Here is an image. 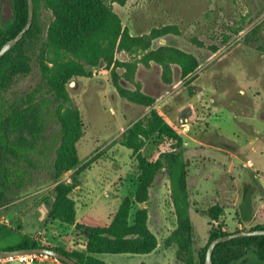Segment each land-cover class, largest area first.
I'll return each instance as SVG.
<instances>
[{
  "label": "rangeland",
  "instance_id": "374dc122",
  "mask_svg": "<svg viewBox=\"0 0 264 264\" xmlns=\"http://www.w3.org/2000/svg\"><path fill=\"white\" fill-rule=\"evenodd\" d=\"M112 7L131 34L146 33L164 24L176 25V33L153 40L152 48L167 44L190 52L199 61L198 69L182 79L173 65L169 84L162 81L161 68L154 62L149 66L138 63L131 82L121 77V68L114 73L110 69L92 68L89 76L71 77L65 89L82 123L77 154L80 161L90 162L81 172L74 174L84 162L53 179L51 165L60 137L55 115L58 103L47 91L37 59L52 15L39 1L34 16L41 28L39 36L25 35L9 54L28 70L12 74L0 88V119L4 114H12L8 142L20 149L34 150L37 168L24 164L19 171L9 169L11 180L6 187L7 201L0 204V226L32 237L39 245L59 246L74 237L84 238L75 228L47 218L49 207L44 199L53 202L58 186L76 182L80 185L83 178L87 180L85 186L95 191L99 187L101 192L106 189L109 197L114 194L133 197L137 162L134 153L120 145L118 139L149 109L119 95L113 85L118 77L127 89L133 90L139 84L142 92L154 97L153 108L182 138L192 226L189 237L178 230L168 176L162 169L149 189L146 202L148 226L157 239L156 250L149 256H108L122 259L118 261L121 264H181L177 252L190 248L196 256L213 229L233 232L259 224L257 217L248 223L239 222L242 220L239 205L246 191L252 192L253 210L257 209L256 203L261 205L256 215L264 213V47L260 49L258 43L244 41L251 25L264 19V0H127L122 6L114 3ZM3 13L4 10L0 15ZM241 22L247 29L245 32L232 35L226 42L220 40L229 27ZM212 46L217 50L212 51ZM115 57L139 59L138 55L125 52H117ZM173 147L172 139L155 133L145 142L141 154L148 161H155ZM73 194L74 198H80L79 192ZM82 195V200L86 199ZM216 204L221 213L217 222H211L208 209ZM138 207L132 205L131 215ZM114 208V202L98 200L83 220L106 226L105 211L112 212ZM68 249L72 247L68 245ZM127 255L143 260L124 258ZM35 264L61 263L47 258Z\"/></svg>",
  "mask_w": 264,
  "mask_h": 264
},
{
  "label": "trees",
  "instance_id": "16d2710c",
  "mask_svg": "<svg viewBox=\"0 0 264 264\" xmlns=\"http://www.w3.org/2000/svg\"><path fill=\"white\" fill-rule=\"evenodd\" d=\"M33 19L30 27L22 38L32 33L39 36L40 26L35 19V9L39 1L52 15L47 28L46 39L41 45L37 56L40 72L52 93V99L58 104L55 115L60 126L59 144L52 161V177L58 178L63 172L79 163L76 142L82 133V123L78 109L71 104L65 84L71 77L89 76L92 68L123 69L121 77L133 81L137 64L149 66L154 62L161 68V79L169 84L172 81V66L179 69L182 79L188 78L199 67L195 55L178 47L162 44L152 48V41L164 35L177 32V26L164 24L151 28L146 33L131 34L122 25L118 14L113 10V4L124 5L127 0H32ZM6 0H0V12L3 11ZM12 16L2 20L0 15V47L14 37L25 25L27 19L26 0H8ZM252 23H249L251 25ZM229 32L221 35V41L226 42L232 35L245 32L243 22L236 27H229ZM21 38V39H22ZM21 39L0 58V88L12 74L26 72L9 57ZM264 19L253 23L245 32L244 41L258 43V48L264 47ZM212 51L217 47L212 46ZM117 52L138 55L137 61L119 60ZM116 78V77H115ZM115 89L119 95L129 102L148 108L149 110L134 121L120 135L118 142L130 149L137 162V184L133 197L121 198L115 214L106 226H89L75 222V202L70 193L76 184L57 187V195L53 202L44 199L49 207L47 218L58 220L66 225H74L84 239L69 240L67 249L59 246H49L73 259L77 264H110L99 257L100 254H147L157 247L155 234L148 226L147 207L137 208L131 215L132 205L143 204L149 199V189L156 175L164 169L168 176L170 199L176 216L178 230L191 232L190 201L188 196L187 161L182 154V138L175 129L154 108L155 98L142 92L139 84L133 90L127 89L119 81L114 80ZM12 114L7 113L0 119V204L7 201L6 187L11 180L9 169L21 170L23 165L37 168L36 153L32 149H20L8 142L11 131ZM159 133L174 141L172 151L161 153L155 161H148L141 148L145 142ZM90 160L84 162L74 174L83 171ZM84 165H86L84 167ZM72 181L74 180L71 178ZM221 207L214 205L208 209L211 222H217ZM251 229H264L263 225L252 226ZM239 231V230H236ZM234 232V231H233ZM231 232L213 231L201 252L196 256L190 248L177 252L181 264H205V251L209 242ZM38 246L32 237L0 226V249L32 248ZM212 264H264V235H247L230 238L216 244L211 254ZM64 264V262H61Z\"/></svg>",
  "mask_w": 264,
  "mask_h": 264
},
{
  "label": "crops",
  "instance_id": "0c3cea01",
  "mask_svg": "<svg viewBox=\"0 0 264 264\" xmlns=\"http://www.w3.org/2000/svg\"><path fill=\"white\" fill-rule=\"evenodd\" d=\"M84 161H80L79 160V163L78 164H81L83 163ZM89 172L88 170L86 172L83 173L82 177L85 176L84 174ZM87 182V180H83L82 178V183L80 185H77L75 186V188H73V190L71 191V198L74 200L75 202V222L76 223H81V224H84V225H89V226H95V225H92L90 223H88V221L86 222V220H83V218L89 213V210L91 208V206L95 203V202H98V200H106V203L108 202H111V204L114 202L115 203V210L111 212V209H108L105 211L106 213V217H107V221H108V224L112 218V216L115 214L117 208H118V205L120 203V200L122 197L118 196L117 194H114L113 197H109L107 195V190L106 189H102V192H101V188H96L97 190H91L89 187L85 186V183ZM188 190H189V187H188ZM206 190V189H204ZM74 192H79L80 193V198L77 199V198H74L73 197V193ZM85 192V193H84ZM202 191H199V194H201ZM82 194H85V195H82ZM189 194V192H188ZM252 194L251 191H246L243 195V199H242V202H240V205H239V208H240V215H241V219L239 222H245V223H248L250 221H252L253 218L257 217V219L259 220V224H262L264 225V213H262V216H259V215H256L257 214V211H258V207L261 206L259 203H256V210H253V205L250 201V195ZM81 195L84 197H86V199L82 200V197ZM109 198H108V197ZM244 198H246L248 200L247 204L245 203L247 200H244ZM189 200H190V195H189ZM109 205V204H108ZM140 207H147V204L143 203V204H138ZM139 208V207H138ZM78 214H79V217H78ZM192 214V209L190 207V216ZM110 215V217H109ZM84 221V222H83ZM107 224V225H108ZM71 228H73L74 230V225H69ZM59 242V241H58ZM68 245H69V241H66L65 243H59V247H63V248H67L68 249ZM156 249H154L152 252L150 253H147V254H142V255H150L152 254ZM126 254H129V253H126ZM110 255H115V254H110ZM137 255H140V254H137ZM147 256V257H148ZM99 257L101 259H103L104 261L110 263V264H121L120 262H118L119 260H122V259H115V257H109L108 254H100ZM145 257V258H147ZM123 258V257H122ZM124 258H128V259H131L133 261H140V260H143V259H136L135 257H132V256H128L127 257H124ZM144 258V259H145Z\"/></svg>",
  "mask_w": 264,
  "mask_h": 264
},
{
  "label": "water",
  "instance_id": "95a60500",
  "mask_svg": "<svg viewBox=\"0 0 264 264\" xmlns=\"http://www.w3.org/2000/svg\"><path fill=\"white\" fill-rule=\"evenodd\" d=\"M27 1V19L23 28L12 38L8 39L1 47H0V58L11 48L13 47L23 36V34L28 30L31 25L33 19V1ZM4 17L3 21L9 19L12 16V9L9 5L8 0H6L4 5ZM43 208L47 210L46 206L43 205ZM247 235H264V229H249V230H239L231 232L227 235L218 236L212 239L205 251V264H212L211 262V254L213 248L216 244L228 240L230 238L239 237V236H247ZM14 254H46L51 257L57 258L61 262L68 264H77L73 259L67 257L66 255L58 252L57 250L50 247L36 246L32 248H17V249H0V257H6Z\"/></svg>",
  "mask_w": 264,
  "mask_h": 264
},
{
  "label": "built area",
  "instance_id": "2783aa9c",
  "mask_svg": "<svg viewBox=\"0 0 264 264\" xmlns=\"http://www.w3.org/2000/svg\"><path fill=\"white\" fill-rule=\"evenodd\" d=\"M249 164L251 166L252 163L249 162ZM38 246L49 247L51 245H49L48 243H42V245L38 244ZM47 258H51L52 260L61 263V261L57 258L51 257L46 254H14L6 257H0V264H35L38 260Z\"/></svg>",
  "mask_w": 264,
  "mask_h": 264
}]
</instances>
